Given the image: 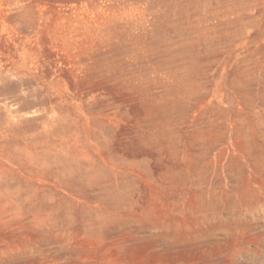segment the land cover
I'll return each instance as SVG.
<instances>
[{"label": "rangeland", "instance_id": "rangeland-1", "mask_svg": "<svg viewBox=\"0 0 264 264\" xmlns=\"http://www.w3.org/2000/svg\"><path fill=\"white\" fill-rule=\"evenodd\" d=\"M0 264H264V0H0Z\"/></svg>", "mask_w": 264, "mask_h": 264}]
</instances>
